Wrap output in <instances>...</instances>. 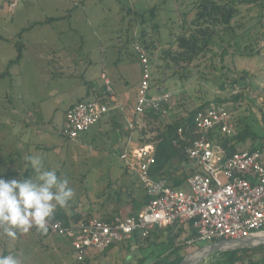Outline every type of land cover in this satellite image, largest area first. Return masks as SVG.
<instances>
[{"label":"rangeland","instance_id":"1","mask_svg":"<svg viewBox=\"0 0 264 264\" xmlns=\"http://www.w3.org/2000/svg\"><path fill=\"white\" fill-rule=\"evenodd\" d=\"M14 2L16 6L12 7L11 4ZM195 2L196 0H166L165 2L163 0H138L140 5L143 3L148 4L150 8H156V18L151 24L146 25L145 31L149 32L148 35H152L154 40L158 39V41L155 40L157 48L147 50L141 43L139 46L146 51L150 60L152 73L150 94L155 98L167 97L165 103L167 108L162 114V119L164 123H169L186 117L189 112L202 105L214 102L217 98L230 99L234 95L233 92L242 90L244 93L242 104L238 106L228 102V108L234 112V119H241L239 128L242 129L243 125H248L251 135L256 137L255 144H264V47L262 46L264 44L262 43L264 42V5L259 2L258 6H242V13L233 24L234 32L225 34V37L222 36L225 40H222V37L216 38L213 51L207 53L205 58L195 61L184 72L183 68L178 67L163 52L170 49L173 53L176 52L177 49L172 43L182 34L183 29L192 24L195 18L193 11ZM37 3L38 0H0V75L6 71L8 66L9 36L14 31L19 32L21 27L26 25V21L32 23L39 18ZM118 3L126 9H129L130 5L134 9L140 7L138 4L133 5L131 0H118ZM113 4L111 0H102V3L99 0H86L84 10L80 9L79 12L88 18L84 21L83 19L77 21L76 25L90 24L95 31L100 32L99 35L103 38L104 29L113 27L117 23ZM12 8L15 10L14 13ZM124 22L120 23V26H124ZM154 22L156 25L159 24V29H153ZM134 27L128 29V32H123L124 47L121 54L116 56L119 59L116 73L111 76L109 72H106L109 79L111 77L115 79L112 80L114 89L121 83L119 80L121 76L125 82L128 81L129 87L124 82L122 84L125 89L128 87L127 93L130 95L137 91L139 85L136 72H133L131 66L127 67V62L138 63L135 42L139 39L133 38L132 29ZM92 42L95 43V39ZM224 45L228 47V51L235 52L234 56H220L222 49L219 48ZM244 45H249L254 50L253 56L241 57L239 55ZM113 51L110 50V54ZM113 58L114 56H108V63L113 61ZM27 59L30 58L27 57ZM122 60H124V71L119 67ZM19 66L21 67L16 69L18 70L16 77L10 81L8 77L0 81V178L22 179L15 177V174L24 171V168H21V159L19 160L21 155L18 153V146L28 142L39 144L41 145L39 154L45 156L46 168H55L58 176L68 179L70 187L75 192L74 198L62 209L69 216L73 212L86 214L88 212L85 210L86 206L106 189L109 179H115V176L121 172L124 168L123 162L109 152L101 155L99 152L94 153L92 146L88 147L84 144L74 146L69 141H65L62 138L61 114L55 115L51 127L47 131L44 130L42 135L36 134L33 124L28 127L21 123L19 119L25 114L21 110L16 113L11 111L10 106L13 104L15 108H18L19 102L21 103L18 98H21L23 102L27 101V89L24 84L26 82L32 84L34 74L24 72L23 65ZM96 68H101L100 64ZM101 70L104 71L101 68L99 74ZM232 82H235L234 87ZM97 83L105 85V81H101L100 76ZM243 86H249V88L246 89ZM106 94L110 95L108 92ZM101 98L98 100L103 101L100 100ZM129 103L131 104L132 100ZM129 135L134 144L145 145L141 141L139 129L135 128ZM153 136H155L154 133H146L144 140H149ZM49 164L51 167L48 166ZM193 168L192 164L186 167L187 170ZM182 172H184L183 168L176 173V176L182 178ZM8 173L13 174L9 179ZM179 190L190 191L186 183ZM11 230L16 232L15 236L7 235L4 228L0 227V255L4 253L16 255L20 258L21 264H68L75 259L70 241L63 236L45 235L46 232L36 227L28 233L15 228ZM194 250L195 247L191 248L187 254ZM112 252L108 253V258L100 260L99 263L92 262V264H116V261L119 264L118 256ZM254 256L256 257L252 258L255 264L264 261V251Z\"/></svg>","mask_w":264,"mask_h":264},{"label":"built area","instance_id":"2","mask_svg":"<svg viewBox=\"0 0 264 264\" xmlns=\"http://www.w3.org/2000/svg\"><path fill=\"white\" fill-rule=\"evenodd\" d=\"M15 6V5H14ZM141 79L133 108L136 116L149 111L163 112L167 97L150 94L152 73L146 51L136 47ZM107 92L111 93L106 81ZM110 112L101 101H82L65 114L64 134L76 141ZM234 112L225 105H211L194 117V140L178 131L175 146L185 143L184 152L194 172L187 178L190 191L174 189L154 181L150 170L156 163L154 145H132L121 155L125 169L134 174L150 198L137 216L104 221L80 214L78 220L48 221L47 229L67 238L75 253L71 264H82L91 251H104L134 235L146 238L150 230H164L175 223L189 224L194 237L186 245L195 247L216 240H236L264 231V146L240 150L227 157L216 138L235 134ZM132 129L135 126H131ZM186 143H188L186 145Z\"/></svg>","mask_w":264,"mask_h":264},{"label":"crops","instance_id":"3","mask_svg":"<svg viewBox=\"0 0 264 264\" xmlns=\"http://www.w3.org/2000/svg\"><path fill=\"white\" fill-rule=\"evenodd\" d=\"M99 1L102 3V0ZM111 1L114 3L112 8L115 10L117 23L113 27L104 29V37L102 38L99 35L100 32L95 31L92 25H76L77 21L82 19L84 21L88 18L79 12L80 9L84 10L86 0H38L39 18L32 23L26 21V25L21 27L19 32L14 31L9 36L8 51L10 55L8 56V63L16 55L15 44L17 41L23 44V57L21 64L11 68L8 81L18 75L16 69L21 67L19 65H23L24 72L34 74L32 84L28 82L24 84L25 89H27V101L23 102L21 98H18L21 100L19 107L15 108L13 104L10 107L11 111L15 113L21 110L25 115L19 121L28 127L33 124L38 135L44 134V130L47 131L51 127L57 114H61L63 131L65 114L71 106L82 101H99L98 99L102 97L100 100L103 101L101 102L108 104L110 108V112L105 118L91 127L88 132L82 134L76 141L68 140L64 133L62 138L74 146L80 144L92 146L94 153L99 152L101 155H105L109 152L120 161L125 150L135 145L129 134L136 128L132 129L131 126L136 125L137 116L134 114L133 108L137 91L132 95L128 94L129 83L128 81L125 82L122 76L119 79L121 83L114 89L112 80L115 79L113 77L109 79L107 73L109 72L111 76L116 73L119 64V59L116 56L121 54L124 47L122 37L124 31L128 32V29L130 30L135 26L132 29L133 38L139 39L138 42H135V50L140 44L139 37L142 36V28L144 27L138 26V23H135L132 15L126 10L144 12L152 8L148 4L141 3L142 5H140L138 0H131V3L133 5L138 4L139 9H134L131 5L129 9H126L118 3V0ZM165 1L163 0V2ZM14 5L16 6L15 2L11 4L12 7ZM12 11L14 13V8ZM156 15V11L155 17L147 15L146 24H151ZM123 22L124 26H120V23ZM34 23L37 25L23 31ZM153 24V27L156 26L155 22ZM93 39H95V43L92 42ZM262 45L264 46V44ZM83 49L84 51H82ZM110 50H114L113 53L110 54ZM108 56H114L113 61L108 63ZM98 64L104 69V71H100V74L101 68H96ZM123 64L124 60L119 66L122 71H124ZM129 66L132 67L133 72H136L140 82L141 66L139 59L138 63L127 62V67ZM99 76L101 81H105V85L106 81L109 82L110 95L106 94L107 86L104 83H97ZM126 78L128 79V75ZM122 82L127 84L126 89ZM132 90L134 91L133 88ZM130 100H132L131 104L129 103ZM246 145L249 147L251 144L247 142ZM40 149L41 145H35L31 142L19 145L18 153L21 155V162L27 167L29 164L26 157L39 153ZM41 157L44 161L43 166L46 168L45 156L41 155ZM48 166L51 167V164ZM108 183L106 189L101 191L86 206L85 210H88L86 214L101 220L133 215L135 200L139 203L141 194L144 193L136 176L129 173L124 167L115 176V179H109ZM115 253L112 252V254ZM108 256V251L93 250L89 254L86 264H92L95 261L99 263L100 260H104ZM116 256L119 257L118 252ZM71 263L72 261L68 264Z\"/></svg>","mask_w":264,"mask_h":264},{"label":"trees","instance_id":"4","mask_svg":"<svg viewBox=\"0 0 264 264\" xmlns=\"http://www.w3.org/2000/svg\"><path fill=\"white\" fill-rule=\"evenodd\" d=\"M259 2H262L264 5V0H196L193 9L195 18L192 21V24L186 29H183L182 34L172 43L177 49L176 52L173 53L170 49L163 53L166 57L174 61L178 67L183 68L184 72L187 71L195 61L205 58L207 53L213 51L216 38H221L222 36L225 37V34L234 32L235 29L233 28V24L237 17L242 13V6H258L260 5ZM155 11L156 8L144 12H132L127 10V13L132 15L135 23L144 27V31L142 30V36L140 37V43L143 44L147 50L157 48L155 40L158 41V39L155 38L154 40V37L148 35L149 32L145 31L147 15H149V17H155ZM36 25L37 23L31 24L23 31ZM159 28L158 25L153 27L154 30ZM18 36L20 37L21 34ZM222 40L225 39L222 37ZM219 49H222L220 55L222 57H225V55L234 56L235 54L234 51H228V47H225V45ZM15 51L16 55L14 59L9 61L6 71L0 75V81L10 76L11 68L18 65L22 60L23 44L20 41L16 42ZM239 52L240 54H238L240 56L254 55V50L249 45H244ZM231 84L234 87L235 82H232ZM244 88L248 89L249 86H245ZM233 93L234 95H232L230 99L217 98L214 102L207 103L192 110L186 117L173 120L169 123H164L162 112H156L153 110L136 117L135 127L140 130V135L142 137L141 141H143L145 145H155L156 163L150 170L151 178L154 181H164L168 186L174 189H179L186 183L187 178L194 172V170L186 169L189 161L184 152L185 143L182 144L181 142V146L174 145V140L178 139V131L183 130V134L187 138V141L194 140L195 137H193L192 132L194 129V117L196 113L211 105H225L228 107V102L240 106L244 100L243 91H235ZM162 108H167V105L162 104ZM234 123L236 130L235 134L230 137L218 135L216 138L217 144L222 147L227 157H231L234 153L240 150H253L256 147L264 146L261 144L255 147L256 137L251 135L249 126L245 124L242 129L239 128L241 119H235ZM146 133H154L155 136L149 138V140H144ZM247 142L251 144L249 147L246 145ZM187 144L188 143H186V145ZM240 147L242 149H240ZM20 159L21 157H19V160ZM9 162L11 163L12 161ZM20 164H22L21 168H24V171L19 172L20 174H15V177H21L22 179L35 178V172L30 165L26 167V164H23L21 160ZM182 165L184 167H182ZM182 168L184 169V172H182V178H179L176 176V173ZM12 175V173H8V179L11 178ZM141 187L144 193L142 192L139 203L135 200L134 212L133 215L130 216H137L140 211L148 205L150 198L147 196L142 185ZM79 217L80 214L77 212H73V214L69 216L61 207H57V211L53 214L50 221H61L65 226H68L69 220L76 221ZM112 219L104 221H111ZM50 234L51 231L47 229L45 235ZM194 235V230L189 224L180 225L175 223L173 226L164 230L157 228L150 230L149 235L146 238L134 235L130 240L110 246L104 251H108V253L112 251H115L116 253L118 252L119 264H178L187 254V251L194 248L186 245ZM263 251L264 246L255 250L225 253L213 264H255L252 257H256L254 255ZM3 255L8 254L4 253ZM86 263H88V257L82 264ZM116 264H118L117 261ZM259 264H264V261Z\"/></svg>","mask_w":264,"mask_h":264},{"label":"clouds","instance_id":"5","mask_svg":"<svg viewBox=\"0 0 264 264\" xmlns=\"http://www.w3.org/2000/svg\"><path fill=\"white\" fill-rule=\"evenodd\" d=\"M35 178H0V227L9 236L15 228L28 233L33 227L47 231V223L57 207H66L75 192L67 178H61L55 168H45L39 153L26 157ZM0 264H21L18 256L0 255Z\"/></svg>","mask_w":264,"mask_h":264},{"label":"water","instance_id":"6","mask_svg":"<svg viewBox=\"0 0 264 264\" xmlns=\"http://www.w3.org/2000/svg\"><path fill=\"white\" fill-rule=\"evenodd\" d=\"M263 246L264 231L236 240H216L195 246V250L186 254L178 264H213L225 253L255 250Z\"/></svg>","mask_w":264,"mask_h":264}]
</instances>
